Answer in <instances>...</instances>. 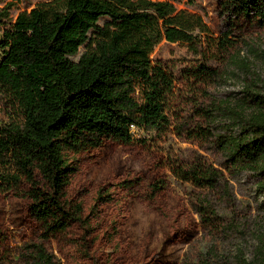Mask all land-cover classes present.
Here are the masks:
<instances>
[{
	"label": "trees",
	"instance_id": "16d2710c",
	"mask_svg": "<svg viewBox=\"0 0 264 264\" xmlns=\"http://www.w3.org/2000/svg\"><path fill=\"white\" fill-rule=\"evenodd\" d=\"M218 15L215 33L196 0H3L0 192L28 197L42 233L20 262L0 248V264H62L46 241L85 221L67 194L77 171L70 152L133 143L132 126L194 145L177 164L211 244L184 264H264V79L241 54L249 32L264 30V0H220ZM164 40L191 57L154 60ZM143 184L151 196L168 187L141 175L118 186L139 195ZM248 193L255 212L244 214L238 195ZM95 198L113 196L101 187Z\"/></svg>",
	"mask_w": 264,
	"mask_h": 264
},
{
	"label": "rangeland",
	"instance_id": "374dc122",
	"mask_svg": "<svg viewBox=\"0 0 264 264\" xmlns=\"http://www.w3.org/2000/svg\"><path fill=\"white\" fill-rule=\"evenodd\" d=\"M196 2L204 8L208 24L217 33L222 26L220 0ZM176 5L193 9L184 1ZM106 19L102 17L100 23ZM249 33L251 47L243 48L241 54L254 61L256 72L264 79V30ZM84 49L82 45L71 58L77 60ZM3 56L0 47V60ZM151 57L169 64L191 57V52L185 44L164 40ZM174 72L178 73L179 67ZM227 84L223 85L225 89L236 87L233 81ZM2 119L0 114V122ZM134 134L137 140L133 143L104 140L98 147L70 152L77 171L67 186V194L74 202H81L85 221L76 222L46 241L47 248L62 264H184L197 260L211 244V237L189 203L195 188L177 164L178 158L187 155L194 145L178 139L171 131L162 137H151L137 129ZM135 175L143 176L147 183L164 179L168 187L154 196L146 184L139 188V195L120 189L122 180ZM101 187L110 188L111 201L97 202L96 193ZM238 197L242 213L255 212L254 195ZM87 218L90 225L86 224ZM41 233V224L31 214V200L15 192H0V248L10 250L13 262H20L18 253L25 244L41 241Z\"/></svg>",
	"mask_w": 264,
	"mask_h": 264
},
{
	"label": "built area",
	"instance_id": "2783aa9c",
	"mask_svg": "<svg viewBox=\"0 0 264 264\" xmlns=\"http://www.w3.org/2000/svg\"><path fill=\"white\" fill-rule=\"evenodd\" d=\"M133 130H135L136 128L134 126H132Z\"/></svg>",
	"mask_w": 264,
	"mask_h": 264
}]
</instances>
